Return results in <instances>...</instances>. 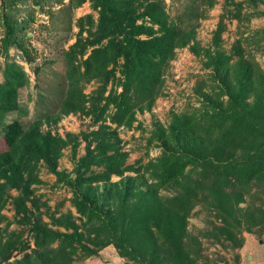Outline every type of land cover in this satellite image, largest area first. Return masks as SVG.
Masks as SVG:
<instances>
[{"label": "trees", "instance_id": "16d2710c", "mask_svg": "<svg viewBox=\"0 0 264 264\" xmlns=\"http://www.w3.org/2000/svg\"><path fill=\"white\" fill-rule=\"evenodd\" d=\"M83 1L71 0L76 5ZM92 1L99 18L88 14L78 19L80 33L87 30L88 36L80 35L65 52L69 85L59 109L83 112L96 122L111 116L118 125H130L137 109L152 104L164 67L192 32L171 19L161 0ZM241 12L238 9L233 17L239 18ZM8 29L7 44L14 32L11 23ZM222 29L221 23L218 34ZM242 51L238 50L234 66L230 56L208 54L222 77L221 92L209 108L177 117L170 131L161 128L160 154L146 164L124 165L119 149L107 139L96 154L90 151L82 163L105 169L76 177L73 201L81 223L71 215L55 221L64 231L49 228L42 219L35 223L31 229L35 247L20 264H71L79 249L89 256L110 244L136 264H216L205 255L203 238L234 250L239 260L244 232L255 233L264 226V72ZM121 57L126 61L121 91H110L112 66ZM3 76L1 114L19 109V90L30 81L15 62L6 66ZM91 80L99 85L88 95L82 82ZM112 105L115 111L110 115ZM5 126L0 139V209L7 201L6 186L27 192L25 174L31 175L41 160L57 172L60 155L59 140L43 135L38 124L26 129L14 120ZM127 171L148 175L151 182L143 188L134 181L115 190L112 184L98 195L101 199L84 191ZM17 202L27 208L24 201ZM197 207L207 213L202 237L189 230ZM29 248L27 242L17 246L0 238V264H12L13 257Z\"/></svg>", "mask_w": 264, "mask_h": 264}, {"label": "rangeland", "instance_id": "374dc122", "mask_svg": "<svg viewBox=\"0 0 264 264\" xmlns=\"http://www.w3.org/2000/svg\"><path fill=\"white\" fill-rule=\"evenodd\" d=\"M142 1L145 4L147 0ZM161 1L171 19L192 32L190 40L175 50L173 58L164 67L152 104L137 109L130 125H118L111 116L106 121L96 122L83 112L62 113L59 109L69 85L65 52L80 35L88 36L87 30L80 33V17L91 14L98 20L99 10L95 9L93 1L84 0L76 5L71 0H0V81L4 80L6 66L14 62L23 66L30 79L28 85L19 90V109L0 113V139L5 125L18 120L26 129L38 124L43 135L59 140L60 148L57 172L41 160L34 164L31 175L25 174V182L29 184L27 192L5 188L7 201L0 209V238L15 242L17 246L27 242L30 247L13 257L12 264H20L26 253L32 254L35 246L31 229L41 219L49 228L59 231L64 228L57 226L55 221L63 215H71L81 223L73 201L76 177L79 173L89 176L104 171L103 165L82 163L90 151L96 154L100 150L102 141L107 139L116 145L124 165L139 167L160 154L161 128L170 131L177 117L183 119V116L198 114L211 106L224 83L217 75L209 53L219 51L232 57L234 66L239 59L238 50H243V54L255 58L264 72V3L256 4L250 0ZM238 9L242 15L233 17ZM8 23L14 32L10 36L11 43L7 44ZM221 23L223 29L218 34ZM141 37L146 38V35ZM90 51L84 57L79 56L77 63ZM125 62L121 57L112 66L115 73L108 87L110 91H121L119 83L124 78ZM98 85L96 80L82 82L88 95ZM226 97L222 95L223 99ZM114 111L112 105L110 115ZM101 129H105V133H95ZM134 181L144 188L151 182V177L127 171L123 176L113 175L108 184H95L84 191L90 190L98 197L112 184L114 187L111 188L115 190L124 188L127 183L134 184ZM20 200L25 202L26 209L19 206L17 201ZM200 208L193 211L189 220V230L198 235L208 225L206 210ZM255 231L244 232L245 242L243 249L238 250L239 260L235 258L234 250L205 238L204 253L216 264H264V226ZM71 264L136 263L110 244L89 256L79 249Z\"/></svg>", "mask_w": 264, "mask_h": 264}, {"label": "crops", "instance_id": "0c3cea01", "mask_svg": "<svg viewBox=\"0 0 264 264\" xmlns=\"http://www.w3.org/2000/svg\"><path fill=\"white\" fill-rule=\"evenodd\" d=\"M249 241H250V239H248V243H249ZM248 243H247V244H248ZM244 248H245V247H244ZM242 249H243V248H242ZM242 252H243V250H242Z\"/></svg>", "mask_w": 264, "mask_h": 264}]
</instances>
